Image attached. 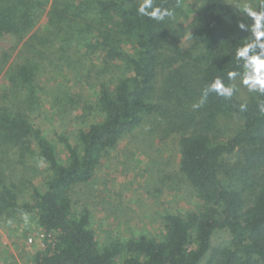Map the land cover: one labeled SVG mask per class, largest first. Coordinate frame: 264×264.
Masks as SVG:
<instances>
[{"label": "trees", "instance_id": "16d2710c", "mask_svg": "<svg viewBox=\"0 0 264 264\" xmlns=\"http://www.w3.org/2000/svg\"><path fill=\"white\" fill-rule=\"evenodd\" d=\"M182 1L156 0L175 15L154 21L138 15L140 0H0V35L28 32L48 3L55 29L46 45L32 47L38 46L36 52L10 66L0 87V163L18 153V162L26 164L29 154L45 170L44 190L31 181L33 200L20 202L24 175L17 183L0 165V223L34 216L54 241L49 251L36 254L37 264H264V113L258 107L264 96L251 93L242 100L235 94L228 100L212 94L203 107H192L214 77L234 83L226 74L240 70L235 50L251 35L238 23L251 20L227 0H195L186 30ZM58 37L62 46L77 43L102 54L98 72L122 71L100 81L101 119L79 130V144L65 141L66 162L31 117L40 105L36 73L49 59V49L41 48ZM221 116L238 119L237 129L222 136ZM149 117L163 123L167 134L179 133V170L201 206L165 213L160 238L142 234L100 246L90 210L74 213L70 191L89 181L102 154ZM219 230L228 232V243L213 247Z\"/></svg>", "mask_w": 264, "mask_h": 264}, {"label": "rangeland", "instance_id": "374dc122", "mask_svg": "<svg viewBox=\"0 0 264 264\" xmlns=\"http://www.w3.org/2000/svg\"><path fill=\"white\" fill-rule=\"evenodd\" d=\"M227 1L240 12H243L245 4L255 9L259 2ZM182 4V28L187 30L195 14L192 8L195 0H183ZM49 8L50 3L45 5L44 11L23 35H0V87L7 84L6 72L13 63L36 52L38 46L31 51L32 47L47 44L49 39L46 37L55 31L54 25L48 21ZM188 39L184 38V46L189 45ZM61 41L60 37L55 38L49 47L41 48L45 52L46 48L49 49V59L43 57L45 60L41 61L36 73V96L40 105L31 117L54 144L59 160L66 162L68 152L65 141L79 144V130L101 119L97 105L100 81L108 80L109 76L118 78L122 71L115 68L112 73L109 68L101 75L98 70L103 65L102 54L85 52V47L77 43L62 46ZM234 83L238 87L236 96L247 100L251 93L240 86L239 79ZM66 94L70 96L66 98ZM219 122L224 129L222 136L239 125V120L230 116H221ZM159 123L154 117H149L140 126L125 133L114 148L102 154L93 177L76 184L70 191L74 213L79 214L84 208L90 210L91 227L100 246L114 241L123 242L142 234L160 238L163 235L161 218L165 213L182 214L198 210L201 206L195 191L179 170V133L167 134L164 124ZM17 154L10 153L0 165L6 174L13 175L17 183L24 175L19 201H32L29 183L32 181L41 191L44 190V165L29 154H26V164L19 163ZM32 176L33 179H30ZM26 215L29 220L27 225L24 215L0 223V264H37L36 254L43 253L48 245L53 244L54 241L48 242L51 238L48 235L45 243L38 241L36 233L42 231L34 216ZM34 234L36 239L28 242V236ZM228 239V232L219 230L212 237V246L225 245Z\"/></svg>", "mask_w": 264, "mask_h": 264}, {"label": "clouds", "instance_id": "9594fccd", "mask_svg": "<svg viewBox=\"0 0 264 264\" xmlns=\"http://www.w3.org/2000/svg\"><path fill=\"white\" fill-rule=\"evenodd\" d=\"M136 11L138 15L154 21H164L175 15L174 9L161 7L156 3V0H140ZM242 13L250 18L251 23L246 25L244 22H240L238 27L250 32L251 35L235 50L234 58L240 70H229L226 77L228 81L239 79L240 86L249 93L264 96V0H260L258 10L245 4ZM237 91L238 87L235 83H225L223 77L216 76L201 88L200 98L192 107L194 110L203 107L212 94L230 100ZM258 107L264 113V101L260 102ZM246 110L247 105L241 104L240 111ZM23 219L27 225L29 223L27 215H24Z\"/></svg>", "mask_w": 264, "mask_h": 264}, {"label": "built area", "instance_id": "2783aa9c", "mask_svg": "<svg viewBox=\"0 0 264 264\" xmlns=\"http://www.w3.org/2000/svg\"><path fill=\"white\" fill-rule=\"evenodd\" d=\"M37 234V237H38V241L40 242V241H42V243H45L46 241H45V239H46V237H47V235L46 234H44V233H42V232H39V233H36ZM36 234H34V235H32V236H28V242H33V239H36L35 238V236H36ZM48 242H52V239L50 238V239H48Z\"/></svg>", "mask_w": 264, "mask_h": 264}]
</instances>
